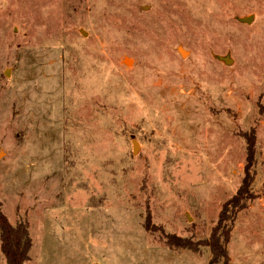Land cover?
<instances>
[{
  "label": "rangeland",
  "instance_id": "obj_1",
  "mask_svg": "<svg viewBox=\"0 0 264 264\" xmlns=\"http://www.w3.org/2000/svg\"><path fill=\"white\" fill-rule=\"evenodd\" d=\"M247 156L229 264H264V0H0V207L24 264H208L165 235L207 239Z\"/></svg>",
  "mask_w": 264,
  "mask_h": 264
},
{
  "label": "trees",
  "instance_id": "obj_2",
  "mask_svg": "<svg viewBox=\"0 0 264 264\" xmlns=\"http://www.w3.org/2000/svg\"><path fill=\"white\" fill-rule=\"evenodd\" d=\"M248 150L252 148L254 137H246ZM251 161L247 156L244 166V175L237 191L228 198L221 206L218 219L210 230L207 239L192 240L189 237H181L175 234H166V242L170 247L197 251L200 247H207L211 254L208 264H229L227 243L233 228L237 214L242 211L247 202L254 199L250 192L253 181L251 174ZM32 246L28 226L24 222L13 225L8 220L0 207V250L5 264H24L29 259V251Z\"/></svg>",
  "mask_w": 264,
  "mask_h": 264
},
{
  "label": "water",
  "instance_id": "obj_3",
  "mask_svg": "<svg viewBox=\"0 0 264 264\" xmlns=\"http://www.w3.org/2000/svg\"><path fill=\"white\" fill-rule=\"evenodd\" d=\"M251 19H252V17H244V18H241L240 21L241 22H250ZM221 60H223L226 64H230L232 62V60L230 58H228V57H222ZM126 63H128V62H126Z\"/></svg>",
  "mask_w": 264,
  "mask_h": 264
},
{
  "label": "bare ground",
  "instance_id": "obj_4",
  "mask_svg": "<svg viewBox=\"0 0 264 264\" xmlns=\"http://www.w3.org/2000/svg\"><path fill=\"white\" fill-rule=\"evenodd\" d=\"M125 61H126V62H128V63L130 62V60H129V59H125Z\"/></svg>",
  "mask_w": 264,
  "mask_h": 264
}]
</instances>
